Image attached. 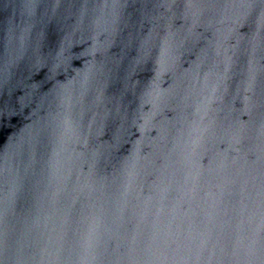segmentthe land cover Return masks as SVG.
I'll list each match as a JSON object with an SVG mask.
<instances>
[{"label": "water", "instance_id": "1", "mask_svg": "<svg viewBox=\"0 0 264 264\" xmlns=\"http://www.w3.org/2000/svg\"><path fill=\"white\" fill-rule=\"evenodd\" d=\"M0 264H264V0H0Z\"/></svg>", "mask_w": 264, "mask_h": 264}]
</instances>
